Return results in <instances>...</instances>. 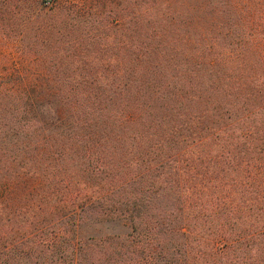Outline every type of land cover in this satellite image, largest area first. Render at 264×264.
Returning a JSON list of instances; mask_svg holds the SVG:
<instances>
[{
  "label": "trees",
  "instance_id": "16d2710c",
  "mask_svg": "<svg viewBox=\"0 0 264 264\" xmlns=\"http://www.w3.org/2000/svg\"><path fill=\"white\" fill-rule=\"evenodd\" d=\"M140 3L0 92V264H264V0Z\"/></svg>",
  "mask_w": 264,
  "mask_h": 264
},
{
  "label": "rangeland",
  "instance_id": "374dc122",
  "mask_svg": "<svg viewBox=\"0 0 264 264\" xmlns=\"http://www.w3.org/2000/svg\"><path fill=\"white\" fill-rule=\"evenodd\" d=\"M71 3L89 11L85 14L86 21L95 24L97 19H107L115 28L120 26L126 38H130L131 26L141 16L140 0H56L51 4L45 0H0L1 93L11 85L17 86L21 77L24 82L42 80L43 75L37 71L54 64L48 61V55L56 51V47L49 40L51 34L63 26V23H57L63 20ZM85 227L84 233L97 239L131 230L130 223L112 219ZM99 245L105 248L103 240Z\"/></svg>",
  "mask_w": 264,
  "mask_h": 264
},
{
  "label": "built area",
  "instance_id": "2783aa9c",
  "mask_svg": "<svg viewBox=\"0 0 264 264\" xmlns=\"http://www.w3.org/2000/svg\"><path fill=\"white\" fill-rule=\"evenodd\" d=\"M54 0H45L46 3L51 4Z\"/></svg>",
  "mask_w": 264,
  "mask_h": 264
}]
</instances>
